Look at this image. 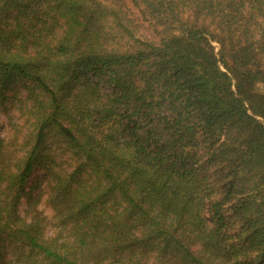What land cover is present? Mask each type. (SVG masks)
<instances>
[{"label": "trees", "instance_id": "1", "mask_svg": "<svg viewBox=\"0 0 264 264\" xmlns=\"http://www.w3.org/2000/svg\"><path fill=\"white\" fill-rule=\"evenodd\" d=\"M130 2L0 0V264H264V0Z\"/></svg>", "mask_w": 264, "mask_h": 264}, {"label": "rangeland", "instance_id": "2", "mask_svg": "<svg viewBox=\"0 0 264 264\" xmlns=\"http://www.w3.org/2000/svg\"><path fill=\"white\" fill-rule=\"evenodd\" d=\"M118 2L122 5L124 14L127 17H130L134 23L138 24V27L135 28L139 35L143 37L152 38L154 33L153 26L148 20H146L138 6H135L130 2V0H111ZM215 51L218 50V44L214 41ZM23 80H15L7 82L0 90V137L4 138H15L18 141H22L23 137L27 133L26 127L30 123L26 112V108L30 104L29 101H26V89L24 88ZM45 170L42 165H37L33 168L30 176L27 179L25 188L29 192H37V189L32 190L28 185L31 182L36 180L41 181L38 188L41 191L44 189L45 182L41 178ZM42 187V188H41ZM41 202L38 204V209L42 211L43 214H51V209L46 203V193L41 196ZM18 208L21 213L26 208V198L23 196L18 202ZM50 229V227H48ZM48 229V230H49ZM20 243L17 239L7 238L6 241L2 242L1 247V256L6 257L7 259L12 256V254L19 250Z\"/></svg>", "mask_w": 264, "mask_h": 264}]
</instances>
